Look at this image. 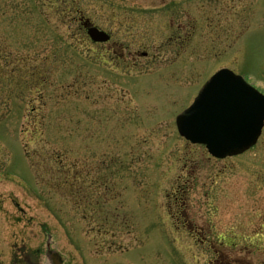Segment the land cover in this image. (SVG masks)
<instances>
[{
	"label": "rangeland",
	"instance_id": "1",
	"mask_svg": "<svg viewBox=\"0 0 264 264\" xmlns=\"http://www.w3.org/2000/svg\"><path fill=\"white\" fill-rule=\"evenodd\" d=\"M223 68L264 94V0H0V264H264V127L175 124Z\"/></svg>",
	"mask_w": 264,
	"mask_h": 264
},
{
	"label": "water",
	"instance_id": "2",
	"mask_svg": "<svg viewBox=\"0 0 264 264\" xmlns=\"http://www.w3.org/2000/svg\"><path fill=\"white\" fill-rule=\"evenodd\" d=\"M94 42L110 36L87 26ZM181 136L203 144L217 158L241 154L257 143L264 126V95L229 69L215 73L193 104L176 118Z\"/></svg>",
	"mask_w": 264,
	"mask_h": 264
},
{
	"label": "flooded vegetation",
	"instance_id": "3",
	"mask_svg": "<svg viewBox=\"0 0 264 264\" xmlns=\"http://www.w3.org/2000/svg\"><path fill=\"white\" fill-rule=\"evenodd\" d=\"M194 228H196V225L192 221V229H194ZM219 239H220V237L218 235H211L210 237L209 236H204V235L201 236V239H200L201 243L203 245H207L209 248L213 249V253H215L214 259L213 260H209L210 261L209 264H220V262H221L219 260V258L222 256V253H221L220 250L214 249L216 246L222 247V246H226V245L229 246V245L235 244V242L232 241V239H231V241L229 240L228 242L224 241V239H222V240H219ZM224 243H225V245H224ZM223 260H224V263H226V262H228L231 259H229L227 261V257L225 256L223 258ZM237 261H238V259L235 258V257L233 258V260H231V262H233V263H235ZM224 263L222 262V264H224Z\"/></svg>",
	"mask_w": 264,
	"mask_h": 264
},
{
	"label": "trees",
	"instance_id": "4",
	"mask_svg": "<svg viewBox=\"0 0 264 264\" xmlns=\"http://www.w3.org/2000/svg\"><path fill=\"white\" fill-rule=\"evenodd\" d=\"M66 181H68V180H66Z\"/></svg>",
	"mask_w": 264,
	"mask_h": 264
}]
</instances>
